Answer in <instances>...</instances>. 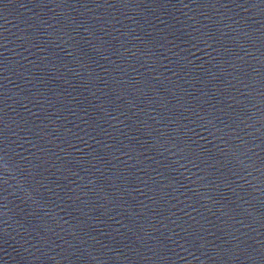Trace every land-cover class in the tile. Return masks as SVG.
<instances>
[{"label":"water","instance_id":"obj_1","mask_svg":"<svg viewBox=\"0 0 264 264\" xmlns=\"http://www.w3.org/2000/svg\"><path fill=\"white\" fill-rule=\"evenodd\" d=\"M0 264H264V0H0Z\"/></svg>","mask_w":264,"mask_h":264}]
</instances>
